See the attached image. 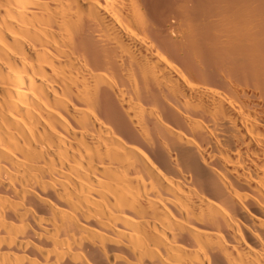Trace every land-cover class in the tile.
I'll use <instances>...</instances> for the list:
<instances>
[{"label": "bare ground", "instance_id": "bare-ground-1", "mask_svg": "<svg viewBox=\"0 0 264 264\" xmlns=\"http://www.w3.org/2000/svg\"><path fill=\"white\" fill-rule=\"evenodd\" d=\"M0 264H264V0H0Z\"/></svg>", "mask_w": 264, "mask_h": 264}]
</instances>
